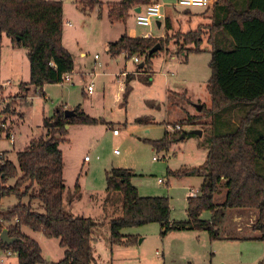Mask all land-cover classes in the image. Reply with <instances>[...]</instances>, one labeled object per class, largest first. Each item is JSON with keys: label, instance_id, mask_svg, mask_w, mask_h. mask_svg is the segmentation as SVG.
Wrapping results in <instances>:
<instances>
[{"label": "rangeland", "instance_id": "1", "mask_svg": "<svg viewBox=\"0 0 264 264\" xmlns=\"http://www.w3.org/2000/svg\"><path fill=\"white\" fill-rule=\"evenodd\" d=\"M48 1L62 3V45L73 57L75 73L70 75V82L62 85H48L42 91L35 88H29V91L20 90V85L29 81L27 51L22 47L12 48L9 39L0 34V84L7 85L0 89V93L6 104L12 102L10 99L15 100L11 107L13 115L6 117V126L13 135L14 146L2 135L0 156L16 165V154L23 151L31 141L44 136L46 131L42 126L43 118L50 119L60 108L67 110L80 106V111L89 118L99 120V123L90 126L71 125L62 138L59 150L64 162V203L67 210L73 217L91 218L102 224L92 244V264H264V242L221 240L220 236L221 233H226L227 236L234 234L233 221L239 218L235 223L241 224L243 236L259 237L257 232L250 230V222L254 223L257 218L258 213L255 210L226 213L221 211L222 213L214 216L217 220L215 225L221 230L218 231V240H210L206 232L200 231L171 232L162 237L158 224H148L122 231L123 235L137 238L135 245H110L109 227L105 219L121 216L122 200L121 196L116 194L110 197L111 202L106 203L105 173L112 168L132 171L137 176L131 182L140 197L168 198L170 217L178 222H185L186 194L198 188V177L175 178L167 172L200 169L207 156L206 146L203 144L205 132L210 126L217 133L232 132L244 116L245 110L243 113L237 109L226 110L214 123L205 116L203 111L211 108L210 97L206 91V83L210 78V53L207 52L209 48L205 42L204 53L188 55L187 59L182 55L168 57L167 63L162 62V57L153 59L155 74H149L152 76L151 83L147 84L142 77L134 79L133 85L131 84L133 91L127 96L126 106H122L120 102L116 104L114 96L119 90L120 81L123 80V77L117 79L116 73L123 65L128 73L134 71L137 66L130 61L123 62L122 58L108 62L107 68L102 65L108 57L104 52V42L114 40L124 32L122 21L113 23L109 20L108 6L122 0H95L91 7L88 5L91 0ZM158 2L163 5L165 11L172 8L176 0ZM238 7L246 6L243 7V3H239ZM209 16L210 12L203 13L202 9L191 10L190 15H183L180 11L174 17L175 30L181 34L190 28L195 29L198 23H206ZM66 23L70 26H66ZM127 24L128 27L136 29L134 12H130ZM136 30L139 34L149 31L139 27ZM151 31L153 34L158 32L154 28ZM204 38L206 39L207 35ZM221 39L223 44L220 43ZM230 43L232 40L226 33L219 32L216 35V45L221 50L229 51L226 45ZM81 53L85 56L81 57ZM94 56L99 60L94 61ZM81 72L86 76L83 81ZM90 82L93 83L94 93L84 97L82 90L86 91ZM171 92L182 97L185 92L186 99L181 98L182 103L178 102L180 98L169 96ZM186 112L200 120L188 123ZM140 118L146 120L141 124L135 123V120ZM179 123L185 138L175 140L168 151L153 150L149 141L162 138L165 126L171 127ZM112 129H117L119 136L114 137ZM195 132H201L203 138L200 139ZM261 134H264V125L255 122L248 131V142L253 143ZM115 152L118 154L115 155ZM85 157L88 158L87 162L83 160ZM1 163L3 160H0ZM263 169L264 164L260 163L259 171L262 175ZM158 180H165L168 184L159 185ZM15 181L7 180L4 187L14 186ZM75 185L79 187L78 192ZM37 191L35 185L33 194H37ZM224 193L225 189L221 186L214 196L216 205L224 201ZM21 202L24 205L29 204L33 212L44 215V207L38 200L30 201L25 196ZM17 204L18 199L15 196L0 198V214L7 213ZM221 214L223 217H220ZM223 218L224 222L221 221ZM210 219L208 212L200 215L201 221ZM7 226L3 223L0 233ZM22 233L38 244L43 259L41 264H57L64 258V250L60 248L57 239H46L42 234L27 228H23ZM0 264H17L16 255L11 252L10 256H6L0 251Z\"/></svg>", "mask_w": 264, "mask_h": 264}, {"label": "trees", "instance_id": "2", "mask_svg": "<svg viewBox=\"0 0 264 264\" xmlns=\"http://www.w3.org/2000/svg\"><path fill=\"white\" fill-rule=\"evenodd\" d=\"M213 1L211 6L201 8L203 13L209 11L210 16L206 23H198L195 29L178 33L174 17L180 11L183 15H190L191 10L199 8L183 9L173 5L164 11V18L159 21L163 26L162 37L131 39L124 35L109 45L112 58L120 55L127 60L142 58L143 67L140 70L144 75L126 77L122 106L126 105L127 96L132 92L131 81L142 77L147 84L151 83L152 76L148 72L151 60L158 52L151 56L148 53L155 45H160L159 52L169 57L182 55L187 59L188 55L204 53L205 42L210 53V78L206 91L211 102V108L203 111L205 116L214 123L226 110L237 109L240 113L245 110L232 132L217 133L211 126L208 129L210 133L205 132L203 144L207 156L200 169L167 172L175 178H203L198 195L186 200L185 222H169L171 209L168 198L140 197L131 182L135 177L132 171L110 169L105 173L106 203L111 202L110 197L116 194L122 200L121 216L105 219L111 246L135 245L137 238L123 235L122 231L148 224H158L162 237L171 232L200 231L206 232L210 240H218L214 216L227 210L257 211L251 231L259 234L256 241L264 242V175L259 171V164H264V134L253 143L247 140L248 131L255 122L264 125V0H247L243 5L245 8L238 7L239 4L232 0ZM93 2L96 1L91 0L88 5L91 7ZM150 4L158 3L156 0H122L108 6V18L113 23L124 21L131 10ZM62 29L61 2L0 0V34L9 39L12 48L22 47L27 51L29 81L21 84L20 90L60 85L64 75L72 74L73 59L62 45ZM219 32L231 38L232 43L226 45L229 51L221 50L216 45ZM10 100L11 103L0 107V137L4 135L6 139L10 134L6 117L13 115L11 107L15 103L14 99ZM65 111L60 108L50 119L43 118L44 136L31 141L16 154V165L0 158L3 160L0 164V198L15 196L18 199L16 206L0 214L2 222L8 225L6 230L9 237L18 241L10 246L0 242V249L15 254L17 264L43 263L38 244L22 233L23 228L40 233L46 239L58 240L60 248L64 250V258L57 264H92L94 261L92 244L102 224L91 218L73 217L67 210L64 203V162L59 145L66 135V126H90L99 121L84 115L78 108L71 110L74 117L65 118ZM187 118L188 123L200 120L192 116ZM144 120L146 118L136 119L135 123L141 124ZM185 136L180 129L172 134L164 133L160 140L149 141V144L156 152L168 151L175 140L184 139ZM9 179L16 181L14 186L6 188L4 185ZM35 185L37 194H33ZM221 186L225 189L224 201L216 205L214 196ZM78 189L75 185L76 192ZM25 196L30 201L38 200L44 207V215L33 212L29 204H22ZM204 212L210 213L209 221L200 220Z\"/></svg>", "mask_w": 264, "mask_h": 264}, {"label": "crops", "instance_id": "3", "mask_svg": "<svg viewBox=\"0 0 264 264\" xmlns=\"http://www.w3.org/2000/svg\"><path fill=\"white\" fill-rule=\"evenodd\" d=\"M233 1V3H243V5H244V3H246V1L247 0H232ZM156 2L159 4V2H158V0H156ZM140 10H141V8H140ZM130 12H134V21H135V15H136V13H135V10H132V11H130ZM130 12H129V14H128V17L124 20V21H122V24L124 25V32H123V34L122 35H118L116 38H114V40H106L105 42H104V52H105V54L108 56L107 57V61H105V62H103L102 63V65L104 66V68H107L108 67V62H111V61H116L118 58H122V60H123V62L124 61H130V62H132V64H136L137 66L134 68L135 70L134 71H132L131 73H128L127 72V70H126V66L125 65H123L122 66V69L121 70H119L118 71V73H116V75H115V77L117 78V79H119V78H121V77H123V80L122 81H120V83H119V90L116 92V94H115V103L117 104L118 102H120L121 103V105H122V103H123V101H122V94H123V91H124V86H125V80H126V77L127 76H134V77H138V76H143L144 75V73L143 72H141V70L139 69V65H141L142 64V59H140V58H138V57H136L137 59H138V63H135L134 62V57L133 58H131L130 60H127L126 59V57L124 56V55H120V56H118V57H114V58H112L111 56H110V54H109V45L110 44H112V43H115V42H117L119 39H120V37H122V36H124V35H126L127 37H129V38H131V39H133V38H148V37H155V38H158V37H162L163 36V34H164V32H163V26H162V23H161V27L160 28H158L157 27V25H156V23H153V25L151 26V27H149V28H147V29H149V31H147V32H140V34L137 32V25H136V23H135V26H136V29L134 28V27H128V24H127V20H128V18H129V16H130ZM66 26H70V24H68V23H66L65 24ZM156 25V26H155ZM139 28H145V27H139ZM152 28H154V29H156V31H158L157 33H155V34H153L152 33V31H151V29ZM62 32H63V29H62ZM147 36V37H146ZM62 37H63V33H62ZM70 54V53H69ZM80 56L81 57H84L85 56V54L84 53H81L80 54ZM160 57H162V62L163 63H167V59H168V55H166L164 52H159L153 59H155V58H160ZM172 57H174V56H172ZM172 57H169V58H172ZM72 59H73V57H72ZM151 60V68H150V72H148L149 74H152V76L155 74V72H153V66H154V64H153V62H154V60ZM97 60H99V58L97 57V56H94V61H97ZM74 62V61H73ZM102 69V68H101ZM72 73H75V68L73 69V72ZM85 73H82L81 72V80L83 81L84 80V78L86 77L85 75H84ZM90 74V73H89ZM91 76V75H90ZM89 77V76H88ZM92 77H91V81H92ZM70 81H71V78H70ZM133 81H135V80H133ZM133 81H131L130 82V87L132 88V91H133V87H132V83H134ZM91 83V82H90ZM90 83L86 86L87 88H88V86L90 85ZM132 84V85H131ZM45 88V87H44ZM44 88H42L41 89V91L44 89ZM87 88H86V91H85V89H83L82 91V94H83V96L84 97H87V96H92L93 95V93H94V90H93V92H92V94H88L87 93ZM27 91H29V90H27ZM170 92V89H168V93ZM43 94V93H42ZM43 95H45V94H43ZM173 95V98H177V99H179V101L178 102H181L182 103V99L181 98H185L186 99V93L184 92V93H182V95H185L184 97H182L181 95H179V94H177V93H175V92H171L170 94H169V96H172ZM126 106V105H125ZM75 108H78L79 110H80V106H78V107H75ZM74 108V109H75ZM68 111H71V110H73L72 108L70 109V108H68L67 109ZM81 112L84 114V115H86L82 110H81ZM87 116V115H86ZM188 116H192L191 114H189L188 112H186V116L185 117H188ZM89 117V116H88ZM192 117H195V116H192ZM91 118V117H90ZM92 119H94V118H92ZM150 119H152V118H150ZM94 120H97V119H94ZM97 121H99V120H97ZM101 122V121H100ZM102 123V122H101ZM152 124H154V122H152ZM177 125V124H176ZM173 125L171 126V127H169L168 125L167 126H165V130H164V132H163V135H164V133H169V134H172V129H173ZM71 127L70 126H67V128H65L66 130H69ZM114 129H112V131H113ZM182 130V129H181ZM111 131V132H112ZM113 135V134H112ZM202 135V134H201ZM119 136V135H118ZM114 137H117V136H114ZM163 137V136H162ZM203 137L201 136L200 137V139H202ZM161 139V138H160ZM159 139V140H160ZM0 140H1V137H0ZM157 141V140H156ZM14 146V145H13ZM153 149V148H152ZM7 151V150H6ZM6 151H4V153H5V156H6ZM113 169V168H112ZM133 173V172H132ZM134 175H135V177L137 176L135 173H133ZM198 177V188L197 189H195V191L194 192H192L191 190L189 191V193L188 194H186V198H185V200H187V198H189V197H195L196 196V193H198L199 192V189H200V185H201V183H202V180H203V178L201 177V176H197ZM164 181V185H166V184H168V182L167 181H165V180H163ZM137 189V188H136ZM194 193V195H192ZM139 195V194H138ZM224 196H225V193H224ZM166 198V197H165ZM171 209V208H170ZM186 210V209H185ZM228 211H241V212H243V211H247V210H227V211H225V213L226 212H228ZM226 215V214H225ZM221 217V216H220ZM223 217V216H222ZM257 219V218H256ZM237 220H240L239 218L237 219ZM237 220H235L234 219V224H235V226H234V234H232L231 236H227V234L225 233V234H220V236H221V240H232V241H239V242H247L248 240H255L257 237H245V236H243V228H242V226H241V224L240 223H235V222H237ZM217 221V220H216ZM221 221H223L224 222V218L223 219H221ZM256 221V220H255ZM170 223H180V222H178V221H176V220H174L172 217H170V221H169ZM222 223V222H221ZM255 223V222H254ZM253 222H250V230H251V227H252V225L254 224ZM249 226V225H248ZM160 227V226H159ZM216 229L218 230V231H221L220 229H218L217 227H216ZM183 232H187V231H183ZM224 232V231H223ZM97 233V232H96ZM95 233V234H96ZM228 237H233L232 239H230V238H228Z\"/></svg>", "mask_w": 264, "mask_h": 264}, {"label": "built area", "instance_id": "4", "mask_svg": "<svg viewBox=\"0 0 264 264\" xmlns=\"http://www.w3.org/2000/svg\"><path fill=\"white\" fill-rule=\"evenodd\" d=\"M214 3L213 0H176L174 6L175 7H179V8H183V9H188V8H199V9H204L207 8L209 6H211ZM163 5L161 4H150L145 6L144 8H141L139 13H136L135 15V23L138 27H145V28H149L153 25V23H156L157 21L163 20L164 18V10H163ZM147 37V36H146ZM134 62L138 63V59L136 57H134ZM66 82H70V75H64L61 79V84L66 83ZM5 87H7L6 84H0V89H4ZM93 92V83H90V85L87 88V93L90 95ZM6 104V100L5 98L1 97V93H0V105H4ZM2 128H5V126H2ZM180 126L179 125H175L172 129V131H180ZM113 136H118L119 135V131L117 129H114L112 131ZM13 135L9 134L7 140L9 141V144L12 146L14 144L13 141ZM2 153L0 152V155ZM118 152H115V155H117ZM0 158H2L0 156ZM166 158V156H165ZM164 158V159H165ZM84 162L88 161V158L85 157ZM153 161H157V159L152 158ZM159 185H164V181L162 180H158L157 182ZM3 225L2 220L0 219V226ZM0 251H3L0 249ZM4 254L6 256H10L11 252L10 251H3Z\"/></svg>", "mask_w": 264, "mask_h": 264}, {"label": "water", "instance_id": "5", "mask_svg": "<svg viewBox=\"0 0 264 264\" xmlns=\"http://www.w3.org/2000/svg\"><path fill=\"white\" fill-rule=\"evenodd\" d=\"M139 12H140V8H137L135 10V13H139ZM156 25H157L158 28H160L161 27V22L157 21ZM160 50H161V47H160V45L157 44L149 51L148 55L151 56V55L159 52ZM142 67H143V64L139 65V69H141ZM198 110L200 111V107H198ZM64 116H65V118H72V117L75 116V114H74L73 111H68L67 110V111L64 112ZM65 128H67V126ZM195 134H198L199 137L202 136L201 132H198V133L195 132ZM182 139H183V137L180 138V140H182ZM17 241H18L17 239L9 237L8 232H7L6 229L1 231V233H0V242L1 243L10 246V245L14 244Z\"/></svg>", "mask_w": 264, "mask_h": 264}]
</instances>
